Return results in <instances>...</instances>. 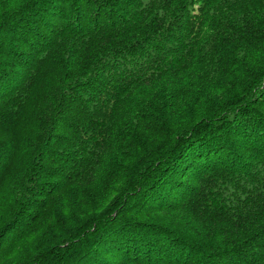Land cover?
<instances>
[{
    "label": "trees",
    "instance_id": "obj_1",
    "mask_svg": "<svg viewBox=\"0 0 264 264\" xmlns=\"http://www.w3.org/2000/svg\"><path fill=\"white\" fill-rule=\"evenodd\" d=\"M0 264H264V0H0Z\"/></svg>",
    "mask_w": 264,
    "mask_h": 264
}]
</instances>
